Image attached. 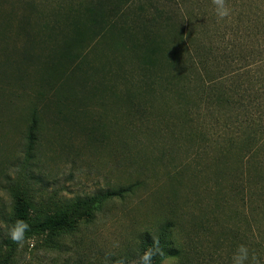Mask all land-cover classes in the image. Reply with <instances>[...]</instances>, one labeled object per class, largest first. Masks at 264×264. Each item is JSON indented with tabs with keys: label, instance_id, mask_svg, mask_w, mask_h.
<instances>
[{
	"label": "rangeland",
	"instance_id": "374dc122",
	"mask_svg": "<svg viewBox=\"0 0 264 264\" xmlns=\"http://www.w3.org/2000/svg\"><path fill=\"white\" fill-rule=\"evenodd\" d=\"M177 1L0 0V244L18 197L39 220L86 209L72 228L24 241L10 264H138L166 227L177 252L161 264H233L241 245L246 264H264V231H237L214 189L221 170L238 172V150L206 161L200 145L220 140L222 122L207 117L205 138L187 117L194 97L170 65L189 31ZM100 5L104 32L88 11Z\"/></svg>",
	"mask_w": 264,
	"mask_h": 264
},
{
	"label": "trees",
	"instance_id": "16d2710c",
	"mask_svg": "<svg viewBox=\"0 0 264 264\" xmlns=\"http://www.w3.org/2000/svg\"><path fill=\"white\" fill-rule=\"evenodd\" d=\"M226 3L231 14L223 20L217 17L212 0H181L178 3L186 10L182 21L189 31L181 34L184 49L172 51L170 65L177 72L179 90L182 83L183 94L194 97L186 113L190 122L196 124L199 135L205 138L215 132L219 135L220 140L205 139L200 145L205 160H209L210 150L220 154L238 150L235 152L238 172L228 176V168H224L214 188L220 208L234 210L237 231H242L241 225H246L248 235H258L264 231V158L261 156L264 145V0H226ZM197 5L200 9L211 8L197 13ZM88 11L93 14L92 22L99 32L106 31L109 17L105 7H91ZM151 44L155 45L145 50L143 62L154 66L160 47L156 42ZM207 117L210 121L221 120L220 129L213 132L212 124L205 121ZM85 211L84 207L75 205L39 220L33 214L31 202L18 197L13 204L8 233L0 244V248L6 250L0 264H10L20 246L10 235L18 220L29 226L24 241L33 237L49 238L72 228ZM167 229H162L156 238L165 255L155 256L153 264H161L176 255L177 251L173 253L169 247ZM248 237L243 236L246 240ZM153 243L143 242L139 256ZM255 247H262V244H255Z\"/></svg>",
	"mask_w": 264,
	"mask_h": 264
},
{
	"label": "clouds",
	"instance_id": "9594fccd",
	"mask_svg": "<svg viewBox=\"0 0 264 264\" xmlns=\"http://www.w3.org/2000/svg\"><path fill=\"white\" fill-rule=\"evenodd\" d=\"M213 5L215 6V12L217 17L220 20L230 16L231 9L227 6L226 0H212ZM28 224L22 220H18L15 225L10 230L11 239L14 242L22 244L24 241L25 231L28 229ZM163 257L165 255L164 250L160 247L159 241L154 240V243L142 255L139 256V264H153V258L155 256ZM252 264H260V261L253 256ZM249 260L248 249L241 245L236 253L233 255L232 261L233 264H246ZM117 264H125L124 261H118Z\"/></svg>",
	"mask_w": 264,
	"mask_h": 264
}]
</instances>
